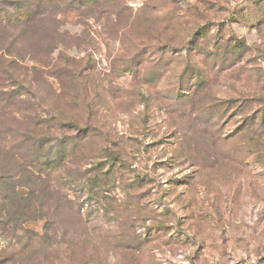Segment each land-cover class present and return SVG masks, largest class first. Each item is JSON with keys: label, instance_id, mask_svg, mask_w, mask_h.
<instances>
[{"label": "rangeland", "instance_id": "rangeland-1", "mask_svg": "<svg viewBox=\"0 0 264 264\" xmlns=\"http://www.w3.org/2000/svg\"><path fill=\"white\" fill-rule=\"evenodd\" d=\"M72 1L0 22V264H264V0Z\"/></svg>", "mask_w": 264, "mask_h": 264}, {"label": "trees", "instance_id": "trees-1", "mask_svg": "<svg viewBox=\"0 0 264 264\" xmlns=\"http://www.w3.org/2000/svg\"><path fill=\"white\" fill-rule=\"evenodd\" d=\"M44 0H37L35 2H32L29 9L27 7V10H22V12L13 17L12 15H10L7 11H5L6 9H3L0 12V22L2 24H4L5 26L11 25L12 21L14 20V24H16L15 26L21 29V32L19 33V35L17 36V42H20L23 44V42H25V44H33L35 42H37L40 37L35 33H29L31 32L30 29H33V31L37 28L39 21H41L43 13H41L43 6H45ZM46 1V0H45ZM99 0H73L72 3L69 4H77V9L76 10H86L88 8H90L92 5H96L98 4ZM85 7V8H84ZM84 8V9H83ZM42 22V21H41ZM41 41H38V43H40Z\"/></svg>", "mask_w": 264, "mask_h": 264}, {"label": "built area", "instance_id": "built-area-1", "mask_svg": "<svg viewBox=\"0 0 264 264\" xmlns=\"http://www.w3.org/2000/svg\"><path fill=\"white\" fill-rule=\"evenodd\" d=\"M136 5H137V4L134 3V2L131 3V6H132L133 8L136 7Z\"/></svg>", "mask_w": 264, "mask_h": 264}]
</instances>
